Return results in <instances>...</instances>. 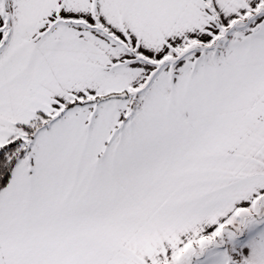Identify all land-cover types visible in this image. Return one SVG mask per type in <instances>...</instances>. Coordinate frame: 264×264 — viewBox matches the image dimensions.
Returning a JSON list of instances; mask_svg holds the SVG:
<instances>
[{
  "label": "snow or ice",
  "instance_id": "1",
  "mask_svg": "<svg viewBox=\"0 0 264 264\" xmlns=\"http://www.w3.org/2000/svg\"><path fill=\"white\" fill-rule=\"evenodd\" d=\"M0 264H264V0H0Z\"/></svg>",
  "mask_w": 264,
  "mask_h": 264
}]
</instances>
